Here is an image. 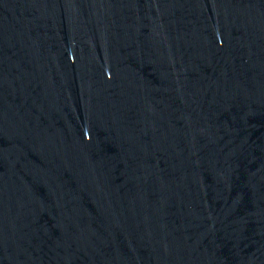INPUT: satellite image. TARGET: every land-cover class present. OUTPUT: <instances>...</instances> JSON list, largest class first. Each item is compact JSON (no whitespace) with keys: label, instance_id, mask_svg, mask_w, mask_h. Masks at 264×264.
<instances>
[{"label":"water","instance_id":"1","mask_svg":"<svg viewBox=\"0 0 264 264\" xmlns=\"http://www.w3.org/2000/svg\"><path fill=\"white\" fill-rule=\"evenodd\" d=\"M0 264H264V0H0Z\"/></svg>","mask_w":264,"mask_h":264}]
</instances>
